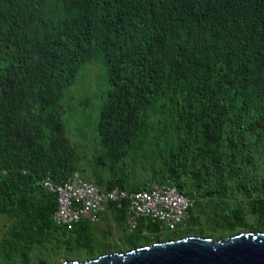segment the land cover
<instances>
[{"label":"trees","instance_id":"1","mask_svg":"<svg viewBox=\"0 0 264 264\" xmlns=\"http://www.w3.org/2000/svg\"><path fill=\"white\" fill-rule=\"evenodd\" d=\"M86 72L106 86L92 149L66 123ZM74 172L110 190L173 184L193 205L178 230L129 231L127 201L110 202L113 245L87 219L53 221L42 181ZM0 215V264L264 232V0H0Z\"/></svg>","mask_w":264,"mask_h":264},{"label":"built area","instance_id":"2","mask_svg":"<svg viewBox=\"0 0 264 264\" xmlns=\"http://www.w3.org/2000/svg\"><path fill=\"white\" fill-rule=\"evenodd\" d=\"M42 184L57 195L53 221L68 229L84 219L96 224L106 212L108 203L126 200L129 231L135 230L141 219L160 222L163 228L175 231L184 225L192 207V201L172 184L151 182L137 192L119 187L110 190L83 180L78 173L72 174L63 184H55L50 179Z\"/></svg>","mask_w":264,"mask_h":264},{"label":"water","instance_id":"3","mask_svg":"<svg viewBox=\"0 0 264 264\" xmlns=\"http://www.w3.org/2000/svg\"><path fill=\"white\" fill-rule=\"evenodd\" d=\"M58 264H264V232L242 231L219 240L193 235Z\"/></svg>","mask_w":264,"mask_h":264},{"label":"rangeland","instance_id":"4","mask_svg":"<svg viewBox=\"0 0 264 264\" xmlns=\"http://www.w3.org/2000/svg\"><path fill=\"white\" fill-rule=\"evenodd\" d=\"M88 67L91 68L92 73H96V69H97L96 67L91 66L90 64L86 66V68H88ZM83 74L87 75V77L89 78L88 81L81 80ZM83 74L81 75L80 81L78 82V84L75 85L73 88L69 89L67 92L68 96H70V98L75 99L76 102L75 103L71 102V103H73L72 105H74L75 109L69 111L70 113H69L68 120L66 123L68 124V127L70 128V132L72 131L75 133V134H72V138H73L74 143H79L80 145L85 144L86 143L85 137H86V135H88L87 136V138H89L88 144L92 149V145H90V144H95V141H96L95 135L93 134L92 130L94 129V126H95L94 121L96 120V117H97L96 113L99 114V111L97 109H98V107H100L103 104V101L105 98L101 99V98L97 97L95 100H93L92 96L88 93L90 91V89H88V85H89V83H91V80H90L91 74L87 73V72L83 73ZM102 88L106 89V86L104 87L102 85H99L98 89L93 87V89L96 90L97 92H101ZM89 99H90V102H91L90 105H92V108H83L82 106H80L81 101H85V100H89ZM82 127H84L86 129L84 134H82L80 132V129ZM90 139H92V140H90ZM159 150H161V149H159ZM140 159L141 158H139L138 161H140ZM154 163H156V159H155ZM134 171H136V170H134ZM148 172L151 173V169H149ZM136 173L142 177L140 179H143V178L147 179L146 174H144V173L140 174V171H137ZM3 218H4V216L0 215V228H1ZM96 226L105 235L107 234L108 231H111L115 235V241L116 242L110 241L109 243H112L113 245H116V244L120 245V240L117 242V240L119 238V236L117 237V235L119 233L118 225L115 221V218L112 215L111 216L106 215L104 222L100 221ZM0 235H1V232H0ZM53 260H55V259H53ZM39 264H49V263H45L43 260H40ZM56 264H58V263H56Z\"/></svg>","mask_w":264,"mask_h":264},{"label":"clouds","instance_id":"5","mask_svg":"<svg viewBox=\"0 0 264 264\" xmlns=\"http://www.w3.org/2000/svg\"><path fill=\"white\" fill-rule=\"evenodd\" d=\"M81 79H82L83 81H88V80H89V78H88L85 74L82 75V78H81ZM95 85H96V84H95ZM95 85L93 86L91 83H89V85H88V89H90V91H89L88 93L92 96L93 100H95V99L98 97V96L96 95V92H97V91L93 89V87L95 88ZM105 91H106V89L104 88V93H105ZM68 100H72L73 103L76 102V100L73 99V98H70V96H69ZM85 101H87V103H90V104H91L90 99H89V100H85ZM81 102H83V101H81ZM81 102H80V103H81ZM72 134H75V133L71 131V135H72ZM74 173H78V174L80 175V177H82L81 174H80L79 172H74ZM74 173H73V174H74ZM71 176H72V175H71ZM71 176H70V177H71ZM70 177H69V178H70ZM69 178H68V179H69ZM68 179H67V180H68ZM82 179L85 180V181H88V182H91V183L97 184V183L95 182V180L93 181V180H91V179H90V180H89V179H84L83 177H82ZM43 181H44V180H43ZM43 181H42V182H43ZM154 182H155V181H154ZM64 183H65V182H64ZM148 183H151V182H148ZM148 183H147V184H148ZM157 183H158V182H157ZM42 185H43V184H42ZM97 185H99V184H97ZM172 185H173V184H172ZM101 186H102V185H101ZM174 186H175V185H174ZM103 187H105V186H103ZM105 188H106V187H105ZM178 190H179V189H178ZM179 191H180V190H179ZM181 193H182V192H181ZM184 195H185V194H184ZM187 197H188V196H187ZM188 198H189V197H188ZM189 199H190V198H189ZM190 200H191V199H190ZM191 201H192V200H191ZM192 205H193V201H192ZM106 210H107V209H106ZM106 213H107V211H106L104 214H106ZM104 214H102V215L100 216V220H99V222L102 221V220H101V217H102ZM89 222H90V221H89ZM99 222H98V223H99ZM98 223H96L95 225H97ZM111 253H113V252H111ZM106 254H107V253H106Z\"/></svg>","mask_w":264,"mask_h":264},{"label":"crops","instance_id":"6","mask_svg":"<svg viewBox=\"0 0 264 264\" xmlns=\"http://www.w3.org/2000/svg\"><path fill=\"white\" fill-rule=\"evenodd\" d=\"M93 181H94V180H93ZM106 215H107V216H111V214H109V213H106V214H104L102 217H104V218H105V217H106ZM101 220H102V219H101Z\"/></svg>","mask_w":264,"mask_h":264},{"label":"bare ground","instance_id":"7","mask_svg":"<svg viewBox=\"0 0 264 264\" xmlns=\"http://www.w3.org/2000/svg\"><path fill=\"white\" fill-rule=\"evenodd\" d=\"M154 182V181H153Z\"/></svg>","mask_w":264,"mask_h":264}]
</instances>
